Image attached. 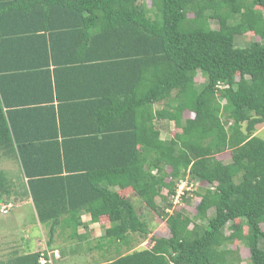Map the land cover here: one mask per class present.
Returning a JSON list of instances; mask_svg holds the SVG:
<instances>
[{"label":"trees","instance_id":"trees-1","mask_svg":"<svg viewBox=\"0 0 264 264\" xmlns=\"http://www.w3.org/2000/svg\"><path fill=\"white\" fill-rule=\"evenodd\" d=\"M150 2L0 0V153L18 163L52 255L105 219L96 247L118 256L105 264H236L233 241L264 264V0ZM248 33L260 40L237 46ZM164 121L181 131L163 139ZM182 182L202 183L194 217L166 212ZM14 185L0 170V205L23 199ZM129 190L169 229L147 249L135 250L151 231Z\"/></svg>","mask_w":264,"mask_h":264},{"label":"rangeland","instance_id":"rangeland-1","mask_svg":"<svg viewBox=\"0 0 264 264\" xmlns=\"http://www.w3.org/2000/svg\"><path fill=\"white\" fill-rule=\"evenodd\" d=\"M144 4H150V0H141ZM192 17V15L190 16ZM211 26L213 29H218L219 24L216 21H211ZM260 40L258 37H255L252 33L246 35L237 36L235 38V44L240 46V48L247 47L252 43V41ZM197 82L202 84L204 82V77L199 73L197 76ZM193 114L190 112L185 113V117H192ZM165 126V129L168 130L162 133L163 139H169L173 137L176 133L181 130L176 128L174 124L168 123L166 121L157 123L158 127ZM164 130V128H162ZM260 138L264 139V126L258 128L256 134ZM218 159L229 162L230 161V152H225L218 156ZM0 170L3 171L7 177L14 182V189L16 192H21L23 194V199L21 196H15L14 192L12 198L9 200L8 204H11V209L7 214L0 212V260H6L10 257L13 252L19 251L21 254L27 252L26 245H20L21 241L28 242L31 238L32 242L36 239L37 249L35 251H40L43 254H51L53 251H48L46 242L48 241V228L42 226L37 220L32 202L28 199L27 190L21 179L20 167L14 158L6 157L0 153ZM169 171V170H168ZM202 188V183L193 182L188 184L187 182H182L177 188V195L173 199L172 208L167 209L168 214L173 215L176 212H184L189 217H194L198 211V205L201 201V198L197 197L194 193ZM123 196L133 201L138 209V213L143 217V219L148 222L149 229L151 231L150 235L144 241L137 243L135 250L147 249L150 246V241L152 237L160 238L167 237L169 235V229L166 224V220L157 215L151 209H149L141 199L131 190L122 192ZM165 197H167V190L163 191ZM188 199V203L186 200ZM171 200V198H169ZM158 204L165 208L166 202L161 198L157 199ZM1 206V205H0ZM212 211L209 212L211 216ZM84 220H88L85 216ZM234 226L239 225V221L232 223ZM108 226V221L102 219L100 224L92 225L91 229L87 231L88 240L84 242L70 241L66 242L63 239H60L56 242V246H61V249H64V256L60 254V250L57 249L54 254H51V264H105L106 262L117 258L118 256L115 253V248L111 249L108 253L105 250L97 249V244L99 237L104 234L105 227ZM193 228V226H191ZM60 230L58 229V232ZM81 234L85 233L83 227L79 231ZM226 235H230L232 230L227 227L224 230ZM244 232L247 233V227H244ZM59 236V235H58ZM40 238V239H39ZM32 248L35 245H31ZM230 250H233L236 254L240 256V262L236 264H251L250 260V251L240 242L233 241L228 244ZM264 248V243H263ZM75 250L73 253L72 251ZM111 255V256H110ZM56 256V257H53ZM56 258V259H55Z\"/></svg>","mask_w":264,"mask_h":264},{"label":"crops","instance_id":"crops-1","mask_svg":"<svg viewBox=\"0 0 264 264\" xmlns=\"http://www.w3.org/2000/svg\"><path fill=\"white\" fill-rule=\"evenodd\" d=\"M1 204H2V203H1ZM3 204H4V203H3ZM39 239H40V238H39ZM31 240H32V239L30 238V239L28 240V242L21 241V242H20V245H23V246L26 245V248H27V250H28L29 248H32L31 245L33 244V245H35V247L32 248V249H33V250L37 249V241H36V240H38V239H36L34 242H32Z\"/></svg>","mask_w":264,"mask_h":264},{"label":"built area","instance_id":"built-area-1","mask_svg":"<svg viewBox=\"0 0 264 264\" xmlns=\"http://www.w3.org/2000/svg\"><path fill=\"white\" fill-rule=\"evenodd\" d=\"M10 207H11V204L3 205L1 208V212L2 213H8ZM41 264H46V260L44 257L41 258Z\"/></svg>","mask_w":264,"mask_h":264},{"label":"clouds","instance_id":"clouds-1","mask_svg":"<svg viewBox=\"0 0 264 264\" xmlns=\"http://www.w3.org/2000/svg\"><path fill=\"white\" fill-rule=\"evenodd\" d=\"M2 206H3V205L1 204V206H0V212H1V208H2ZM10 209H11V208H10ZM10 209H9V210H10ZM1 213H2V212H1ZM3 214H7V213H3ZM56 258H57V257H56Z\"/></svg>","mask_w":264,"mask_h":264}]
</instances>
